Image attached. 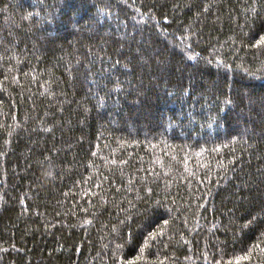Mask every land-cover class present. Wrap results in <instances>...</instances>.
<instances>
[{
  "label": "trees",
  "instance_id": "1",
  "mask_svg": "<svg viewBox=\"0 0 264 264\" xmlns=\"http://www.w3.org/2000/svg\"><path fill=\"white\" fill-rule=\"evenodd\" d=\"M262 36L264 0H0V264H264Z\"/></svg>",
  "mask_w": 264,
  "mask_h": 264
},
{
  "label": "snow or ice",
  "instance_id": "2",
  "mask_svg": "<svg viewBox=\"0 0 264 264\" xmlns=\"http://www.w3.org/2000/svg\"><path fill=\"white\" fill-rule=\"evenodd\" d=\"M261 40H264V36L261 37ZM260 42H261V41L258 40V41H257V44H259Z\"/></svg>",
  "mask_w": 264,
  "mask_h": 264
}]
</instances>
